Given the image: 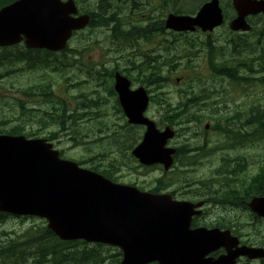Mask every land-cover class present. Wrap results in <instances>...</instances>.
Here are the masks:
<instances>
[{
    "label": "water",
    "instance_id": "1",
    "mask_svg": "<svg viewBox=\"0 0 264 264\" xmlns=\"http://www.w3.org/2000/svg\"><path fill=\"white\" fill-rule=\"evenodd\" d=\"M71 1L18 0L0 10V46L25 39L29 48L62 50L73 30L85 27L89 16L73 18ZM238 17L234 30H247L249 13L264 12V0H234ZM219 0L206 3L196 17L170 14L166 27L178 31L213 30L222 24ZM116 89L131 123L148 126L143 142L134 150L142 163L170 165L174 151L165 149L173 136L169 129L159 132L144 117L149 97L144 87L130 89V81L117 73ZM44 139L0 136V211L46 217L48 226L62 239H96L120 246L121 264H231L228 256L204 259L210 251L233 241L229 231L191 229L192 216L200 214V203L174 201L169 195L140 193L62 160L59 151ZM250 207L264 217V197L254 198ZM236 241V243H235ZM260 257L259 249H241Z\"/></svg>",
    "mask_w": 264,
    "mask_h": 264
},
{
    "label": "rangeland",
    "instance_id": "2",
    "mask_svg": "<svg viewBox=\"0 0 264 264\" xmlns=\"http://www.w3.org/2000/svg\"><path fill=\"white\" fill-rule=\"evenodd\" d=\"M151 5L152 0H147ZM201 0H164V2H152L154 5H160L159 9L153 12L154 21L165 19L167 14L174 12L176 8L186 11L187 9H194L197 6H201L203 2ZM204 1V0H203ZM129 4H133L130 2ZM152 6V5H151ZM197 10V9H196ZM143 13H147V10H141L140 13L134 15L133 21L144 24L142 21ZM129 17L123 18L124 22H127ZM263 26L262 22L256 23V30H260ZM110 28L99 27L91 29L85 33H79L70 43V48L74 51L69 54L71 60V66L65 67L62 70L52 69L43 70H28L23 68V64L14 65L15 68L9 67L4 69L2 74H5L7 70L17 71L10 72L8 76L0 78V97H6L5 100H0V123L3 122V129H8L10 125H17L24 127V133L32 134V137H43L53 132L56 133V139L54 144L63 149L66 154L71 155L87 165L95 166L98 170H105L110 173L118 181L125 183H135L140 186H144L147 190L154 189L160 185L163 192H169L176 190L181 198L191 197L193 195L201 196V199H205L208 193L209 183L215 181L216 185L213 187L219 189L220 183H223L224 179L219 177L221 175L219 169L223 163H228V160H223V155L228 158L229 143L225 142L222 146H217L216 152L211 153L206 158H193L192 165L178 164L171 172H164L160 169V166H138L135 162L132 154V148L137 145L142 137L144 131L139 128L131 129L126 123V120L119 112V107L116 104V97L111 96L109 89L112 87L111 79L105 80H93V78L86 75L87 70L83 69H98L102 66H108L110 71L114 67H119L125 71V74H130L133 77H139L138 70L133 69L134 64H139L142 60L141 53L156 51L161 56L162 60L166 61L169 58L174 57L176 51L175 61L167 64L163 68V73L168 76V81L165 82L164 88L152 92L153 95L161 94L172 102L174 105L186 101V97L182 94L189 85V80L193 76V72L186 68L187 64H184L185 59H180L178 54H181V49L187 46L186 41L194 45V48L188 49L191 55H194L192 64L195 66L194 70L204 78L206 86H212L216 89L218 94L228 95L226 97L212 96L208 100L209 105L217 109V115L203 122L198 126L197 122H190L178 126L179 136L172 142L174 145H189L194 142H205L203 133L206 131L204 124L211 123L213 128L218 124V116H224L227 112L228 115L235 114L241 107L244 109H250L251 104L264 103V85H261L258 79H256L251 85L242 87L238 83L231 82L227 76L216 77L213 75V71L209 66V59L212 58L208 55V52L202 47L203 42L207 40L206 36L201 33H194L192 35H179L177 33H158L159 35L151 39V43H145V40H138L136 45H115L111 42ZM214 42L219 51L215 52V61L217 63H232L236 64L240 60H250L251 52L248 49L241 51L244 56H239V46L235 47L238 38L234 43L227 45L224 41V37L228 40H234L232 36L227 35L226 27H222L215 33ZM239 36L254 39L253 33L241 34ZM240 40L248 44L246 40L241 38ZM139 45V46H138ZM224 46L223 48H221ZM139 47V48H138ZM140 49V50H139ZM77 51H83L81 54H77ZM177 64L176 67L170 71L173 64ZM21 69L22 71H19ZM148 72L149 70L146 69ZM236 71V72H235ZM232 74H238L237 69ZM260 76V75H259ZM258 76V77H259ZM196 88L194 91H199L204 84L200 82L193 83ZM144 85L137 81L133 82L134 88ZM51 87V93L48 88ZM106 88H105V87ZM145 86V85H144ZM37 87V88H36ZM36 90L34 91V89ZM152 90L151 87H148ZM33 94L29 96L26 101V110L22 113V110L16 105L26 98L28 92ZM93 91L95 93L92 95ZM193 92H191L192 94ZM195 93V92H194ZM90 95H92L98 102L97 105L81 112L80 115L73 118L75 124L72 125L71 130H79L80 135L83 133H89L91 135L80 143H86L80 146H74L71 140V136L62 134V131H58L57 127L45 126L42 121L47 120L48 114L53 112L55 104L59 103L61 99H66L69 103V108H73L79 103V98L82 97V101L88 103ZM235 95V96H234ZM108 98V99H107ZM193 107V108H192ZM192 110L196 107L192 106ZM147 115L155 119L160 123V127L169 125L165 119V113L161 106L152 104ZM185 115L184 117H188ZM227 129L237 128L239 124L231 126V124H224ZM9 126V127H8ZM183 127V128H182ZM196 131L200 132V135H196ZM209 132V140L212 142L217 140L220 136L219 132H215L213 129L207 130ZM225 138L222 137L221 141ZM254 144V143H252ZM246 145L241 147V150L237 153L239 157L247 156V162L251 161L250 170L256 171L260 161L264 157V142L257 143L256 145ZM210 149L216 147L215 143H209ZM102 153V154H101ZM101 154V155H99ZM244 177L240 178L242 181ZM161 182L159 183V181ZM210 180V181H208ZM210 212L211 223L214 225L218 219L225 215V212L221 207L210 206L208 209ZM245 218L246 215H244ZM244 217L230 221L227 225H238L239 231L242 229L244 239L247 238L253 243L264 242V223L255 222L253 225L246 229L245 223L250 221L244 220ZM42 224L41 219H20L11 217L6 223H0V230H5L9 235H14L16 232L24 231L29 227H35ZM243 224V225H242ZM263 236V237H261ZM31 264V263H30Z\"/></svg>",
    "mask_w": 264,
    "mask_h": 264
},
{
    "label": "trees",
    "instance_id": "3",
    "mask_svg": "<svg viewBox=\"0 0 264 264\" xmlns=\"http://www.w3.org/2000/svg\"><path fill=\"white\" fill-rule=\"evenodd\" d=\"M14 0H0V8L4 5L11 3ZM190 1V0H185ZM100 12L102 13V17L108 16L111 12V8L109 7V2L106 1L100 7ZM111 20V18H110ZM104 21L108 22L109 18L104 19ZM117 25L113 32L110 33L109 38L111 42L117 46L119 45H132L134 42L139 38H146L150 39L154 33L148 28L142 29L141 26L136 25H129L125 26L122 25L123 23L121 20L118 21L116 19ZM164 22V21H163ZM162 22V24H163ZM264 28L260 31L263 33ZM264 35V34H262ZM236 45L240 48L249 47L245 42L238 41ZM257 44L259 45L261 51V57L257 59L251 58V60H240L236 64L232 63H215L214 61L211 62L210 66L211 69L216 76H227L231 81L240 83V84H247L249 81L252 82L251 76H246L244 72L246 70L251 71V75L253 73L255 67V60H258V68L259 73L262 75L259 76L258 81L261 85H264V39L260 38L257 40ZM207 49H211L212 54L214 53L215 49L210 42L206 44ZM17 48H4L0 51V68L8 67L14 65L15 63H19L21 61H27V67L32 70H51L52 69H61V67H68L71 66V58L69 59V53L73 52L72 50H65L61 54L52 53L49 51H31V50H19L17 53L14 51ZM192 50V49H191ZM244 50V49H243ZM239 50V56H244L241 54ZM189 50L186 48L181 49V54H178L180 59L184 58V64H187L188 69H194V65L192 64L191 60H187L186 58L190 57L191 54L187 53ZM82 52L79 51L78 54ZM176 56V51L174 53V57L169 58L168 60H164L163 63L161 61H157L156 57H151L150 55H145L142 57V60L139 65H137L138 70L140 73L145 75V81L151 84H158V83H165L168 80V76H165L164 73H161L162 67L165 65L174 62ZM212 57V56H211ZM161 65V67H160ZM177 64H173L172 68L176 67ZM235 68L243 71L242 74L235 75L232 72L235 71ZM146 69L149 71L147 72ZM236 72V71H235ZM88 74H92L91 72ZM99 79L103 78L106 75L110 77L113 76V73L102 74L98 72ZM197 81L205 83L202 77L198 76L196 78ZM254 80V79H253ZM191 87V86H190ZM189 87V88H190ZM37 88V87H36ZM34 89V91L36 90ZM188 88V89H189ZM188 89H186L183 95L187 98L185 102L178 103L176 106L172 107V103H167V108L165 109V118L170 122L172 125H180L185 122H203L206 119H211L213 116V112H194L191 111L188 107L194 104L198 99H202V101H206L207 98L211 93L209 92V88L203 86L198 93L188 95ZM48 91L51 93V87L49 86ZM31 96L33 93L30 91L27 93ZM199 95V96H197ZM82 98V97H81ZM201 100H199L200 102ZM94 101H89L88 104L84 105L77 104L73 108H69V103L66 99H61V101L54 105L53 113L49 114L47 120L42 121L45 126H54L61 128L62 130H66V126L76 114L85 108L92 105ZM167 101H164V104ZM200 107L205 106L203 103L202 105L199 104ZM71 112V113H70ZM185 115H189L188 117H184ZM224 120H229L228 122H242L243 128H250V131L253 130L255 132V137L258 140H264V103L260 102L255 105V103L251 104L250 109H244L242 111H237L233 117H226L220 116L218 119V125L222 124ZM4 127V124H2ZM0 124V133H11V134H21L22 128L20 127H11V129H3ZM78 134H80V131ZM234 132V131H233ZM248 132V131H247ZM246 134H249L246 133ZM244 134L242 139L239 138L236 134L235 135L242 144L246 143L248 140V135ZM85 135L78 136L80 140H82ZM51 139V138H50ZM231 139V137H230ZM237 139V140H238ZM250 139V138H249ZM194 150L195 147H192ZM183 152L187 153L190 152L192 149L189 147H182ZM244 162V160H243ZM241 164V161H238ZM264 166V165H263ZM259 182V183H258ZM249 186L243 187L240 191L235 192H227L228 194H224L225 197H233L238 200L240 196L244 198L245 196H250L254 194H264V169L262 168L260 173V179L257 181L253 179L252 182L249 183ZM228 190H231L228 188ZM227 198V199H228ZM8 215L0 212V223L5 222L8 219ZM121 253L112 247H109L104 244H97L93 247L89 246L86 242L82 240L77 241H62L60 240L53 231L45 227L44 225L40 226H33L25 229L21 235L12 237L9 236L7 233L0 232V259L3 264H28L27 261L30 259H34V264H44V262H49V264H117ZM118 257V259L114 258Z\"/></svg>",
    "mask_w": 264,
    "mask_h": 264
},
{
    "label": "flooded vegetation",
    "instance_id": "4",
    "mask_svg": "<svg viewBox=\"0 0 264 264\" xmlns=\"http://www.w3.org/2000/svg\"><path fill=\"white\" fill-rule=\"evenodd\" d=\"M98 1H102V0H78L77 3L79 5L80 11L81 13H85L86 11H88L92 17H96V15L98 13H96V9L100 8V4L98 3ZM111 2H113V0H109ZM122 7L125 8V4H127L126 2L128 0H117ZM143 3H138L139 6H142ZM110 8H114V4H110L109 5ZM144 16H146V14H144ZM95 20V19H94Z\"/></svg>",
    "mask_w": 264,
    "mask_h": 264
},
{
    "label": "bare ground",
    "instance_id": "5",
    "mask_svg": "<svg viewBox=\"0 0 264 264\" xmlns=\"http://www.w3.org/2000/svg\"><path fill=\"white\" fill-rule=\"evenodd\" d=\"M202 1V0H201ZM180 2H181V0H180Z\"/></svg>",
    "mask_w": 264,
    "mask_h": 264
}]
</instances>
